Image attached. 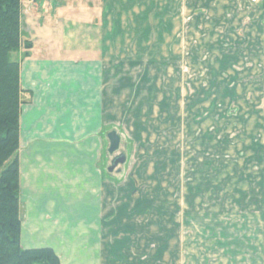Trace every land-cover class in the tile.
<instances>
[{"label": "rangeland", "instance_id": "rangeland-1", "mask_svg": "<svg viewBox=\"0 0 264 264\" xmlns=\"http://www.w3.org/2000/svg\"><path fill=\"white\" fill-rule=\"evenodd\" d=\"M20 5L24 35L9 56L19 67L35 44L36 59L59 52L43 22L62 33L65 21L72 49L91 43L104 61L92 72L101 148L91 178L72 182L65 169L70 181L54 190L68 203H98L104 217L84 242L101 263L264 264V0ZM121 154L124 164L108 172Z\"/></svg>", "mask_w": 264, "mask_h": 264}, {"label": "crops", "instance_id": "crops-1", "mask_svg": "<svg viewBox=\"0 0 264 264\" xmlns=\"http://www.w3.org/2000/svg\"><path fill=\"white\" fill-rule=\"evenodd\" d=\"M43 24L47 26L39 27V32L49 37L51 46L57 42L59 52L53 59H36L32 52L35 44L30 57L20 63V98L30 97L19 113L20 245L23 249L51 248L60 264H102L100 252L84 242L88 235H94V223L104 217L98 203H68L55 196L54 190L64 188L65 180L70 181L68 169L72 182L91 178L92 150L101 144L97 135L101 128V98L91 89L92 72L96 76L104 61L93 57L98 49L91 43H80L78 49H72L63 38L67 34L65 21L62 33L57 32V26ZM58 33L62 44L56 38ZM68 146L72 150H67ZM94 156L98 162L100 154ZM75 167L77 174L73 172ZM79 193L84 194L83 188ZM92 209L95 212L87 215ZM75 210L80 213L76 215Z\"/></svg>", "mask_w": 264, "mask_h": 264}, {"label": "trees", "instance_id": "trees-1", "mask_svg": "<svg viewBox=\"0 0 264 264\" xmlns=\"http://www.w3.org/2000/svg\"><path fill=\"white\" fill-rule=\"evenodd\" d=\"M20 0H0V264H60L51 248L23 249L19 218ZM26 51L32 49L28 43ZM28 57V54L25 55Z\"/></svg>", "mask_w": 264, "mask_h": 264}, {"label": "water", "instance_id": "water-1", "mask_svg": "<svg viewBox=\"0 0 264 264\" xmlns=\"http://www.w3.org/2000/svg\"><path fill=\"white\" fill-rule=\"evenodd\" d=\"M107 139L109 141V149H108V153L109 154H114L119 147V143H120V138L119 136L113 131L111 133H109L107 135ZM125 162V155L121 154L118 157L114 158L111 161V166L108 169V172H112L113 170H115V168H117L119 165H123Z\"/></svg>", "mask_w": 264, "mask_h": 264}, {"label": "built area", "instance_id": "built-area-1", "mask_svg": "<svg viewBox=\"0 0 264 264\" xmlns=\"http://www.w3.org/2000/svg\"><path fill=\"white\" fill-rule=\"evenodd\" d=\"M259 0H250V2L253 4V5H256L258 3Z\"/></svg>", "mask_w": 264, "mask_h": 264}, {"label": "flooded vegetation", "instance_id": "flooded-vegetation-1", "mask_svg": "<svg viewBox=\"0 0 264 264\" xmlns=\"http://www.w3.org/2000/svg\"><path fill=\"white\" fill-rule=\"evenodd\" d=\"M112 132H113V131H112ZM114 132L117 134V132H116V131H114ZM110 133H111V132H110ZM117 135H118V134H117ZM118 136H119V135H118ZM112 155H113V154H112ZM118 156H119V155H118ZM118 156H115L114 158H116V157H118ZM114 158H113V159H114ZM113 159H112V160H113Z\"/></svg>", "mask_w": 264, "mask_h": 264}]
</instances>
